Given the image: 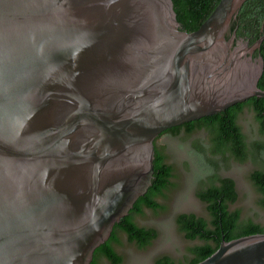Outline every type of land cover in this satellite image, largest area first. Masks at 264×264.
Wrapping results in <instances>:
<instances>
[{
    "label": "water",
    "instance_id": "obj_1",
    "mask_svg": "<svg viewBox=\"0 0 264 264\" xmlns=\"http://www.w3.org/2000/svg\"><path fill=\"white\" fill-rule=\"evenodd\" d=\"M246 0L190 33L171 0H0V264H90L151 185L164 131L264 98ZM197 264H264V234Z\"/></svg>",
    "mask_w": 264,
    "mask_h": 264
},
{
    "label": "trees",
    "instance_id": "obj_2",
    "mask_svg": "<svg viewBox=\"0 0 264 264\" xmlns=\"http://www.w3.org/2000/svg\"><path fill=\"white\" fill-rule=\"evenodd\" d=\"M180 30L187 33L197 30L218 4L219 0H171ZM235 33L236 39H243L253 44L264 34V0H246L232 16L225 35L228 40ZM253 57L263 60V72L258 81V88L264 91V40L254 52ZM248 110L254 116L258 133L264 137V98L253 97L244 103L228 108L216 115L201 118L183 124L184 136H191L197 131L207 133L205 142L196 141L191 152L203 164L201 188L196 195L205 206L207 217L193 213H181L175 218V225L182 237L192 245L180 261L169 256H162L154 264H197L219 247L222 239L228 242L237 238L264 234V226L247 219H241L238 209L232 207L238 201L235 181L218 174L219 162L224 167L230 160L243 163L251 159L260 168L250 174V181L260 195L259 205L264 209V142H253L250 149L246 136L238 125L239 116ZM179 127L162 132L159 136H179ZM159 136L154 140L153 175L146 193L134 203L128 215L115 224L109 239L98 247L90 264H123V256L118 253L122 246L121 237L128 245L139 250L149 247L157 238L153 228L139 226L135 218L143 216L149 210L157 214L163 209L158 199L167 196L173 186L174 167L169 162V155L164 146L157 145Z\"/></svg>",
    "mask_w": 264,
    "mask_h": 264
},
{
    "label": "rangeland",
    "instance_id": "obj_3",
    "mask_svg": "<svg viewBox=\"0 0 264 264\" xmlns=\"http://www.w3.org/2000/svg\"><path fill=\"white\" fill-rule=\"evenodd\" d=\"M249 148L253 142H264L260 136L254 116L245 110L238 119ZM164 136L157 140L159 146H164L169 155V162L174 167L173 186L167 196L158 199L163 209L157 214L147 210L143 216L136 217L139 226L153 228L158 236L153 243L144 250H139L128 245L124 237H121L122 246L118 253L123 256V264H154L155 260L162 256H169L175 261H180L186 254L187 248L192 244L186 241L178 232L175 218L181 213H193L199 217H207L205 206L197 198V191L206 180L203 174V164L191 152L192 144L196 141L205 142L207 133L204 130L197 131L191 136ZM218 174L235 181L238 192V201L232 209H238L241 219H250L264 226V209L259 205L260 195L250 181V174L260 168L251 159L243 163L230 160L224 167L219 162ZM102 264H108L103 262Z\"/></svg>",
    "mask_w": 264,
    "mask_h": 264
},
{
    "label": "flooded vegetation",
    "instance_id": "obj_4",
    "mask_svg": "<svg viewBox=\"0 0 264 264\" xmlns=\"http://www.w3.org/2000/svg\"><path fill=\"white\" fill-rule=\"evenodd\" d=\"M177 127H179V126H177ZM174 128V127H173ZM185 130H186V128L185 127H183V124L182 125H180V128H179V133L181 134V133H183V132H185ZM162 137H164L163 135H161V136H159V138L158 139H161ZM158 145V144H157Z\"/></svg>",
    "mask_w": 264,
    "mask_h": 264
}]
</instances>
